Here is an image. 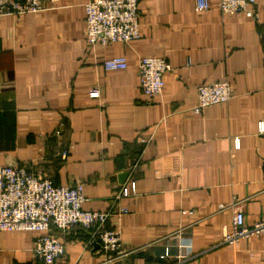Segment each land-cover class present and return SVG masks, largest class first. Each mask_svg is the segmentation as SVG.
I'll use <instances>...</instances> for the list:
<instances>
[{
    "label": "crops",
    "instance_id": "0c3cea01",
    "mask_svg": "<svg viewBox=\"0 0 264 264\" xmlns=\"http://www.w3.org/2000/svg\"><path fill=\"white\" fill-rule=\"evenodd\" d=\"M86 2L0 15V164H35L59 185L82 182L83 208L109 212L105 225L121 230L129 251L104 262L92 232H57L66 253L55 264H175L159 255L180 226L193 250L181 264H260L264 233L223 242L234 210L219 204L246 198L247 222L264 218V0L259 19L223 13L218 0L204 11L196 0H138L140 38L94 47ZM120 55L123 67H103ZM145 55L172 65L153 98L140 88ZM218 80L230 81L232 98L194 111L198 86ZM130 179L138 194L117 199ZM39 234L1 230L0 264H44L32 249Z\"/></svg>",
    "mask_w": 264,
    "mask_h": 264
},
{
    "label": "built area",
    "instance_id": "2783aa9c",
    "mask_svg": "<svg viewBox=\"0 0 264 264\" xmlns=\"http://www.w3.org/2000/svg\"><path fill=\"white\" fill-rule=\"evenodd\" d=\"M58 1L0 0V15L38 12L54 6ZM256 2L257 0H218L217 5L223 13L259 19ZM210 7V0H196V10L204 11ZM85 10L88 47L97 44H130L141 36L138 0H87ZM126 62L125 56H114L104 59L103 67L106 70L119 69ZM171 68V63L165 57H140L138 72L142 93L151 98L161 95L165 87V75ZM90 95L99 96L100 89L92 88ZM197 95V103L193 109L200 112L210 105L229 101L233 96V88L230 81L218 80L199 85ZM62 130L63 124H60L55 135L60 136ZM258 130L264 134V119L258 121ZM240 145L241 138L236 136L235 146ZM60 154L62 158H66L69 151L65 149ZM137 194V181L130 179L121 185L116 198ZM85 199L82 182L59 185L37 169L35 164H0V231L39 232L32 249L35 258L44 264H55L66 253L65 243L57 232H92L95 241L100 243L104 262L114 261L129 252L124 251L121 230L105 225L109 212L83 208ZM245 201L246 198L236 197L219 204L220 210L229 207L234 210L231 228L223 236V242L235 245L242 238L264 233V218L252 224L247 222L243 208ZM123 211L127 212V209ZM185 228L186 226H180L168 235V241L163 246L165 252L159 255L162 263H168L173 258L175 264H181L191 256L192 245L185 242ZM139 248L135 247L131 251H138ZM260 264H264V257Z\"/></svg>",
    "mask_w": 264,
    "mask_h": 264
}]
</instances>
